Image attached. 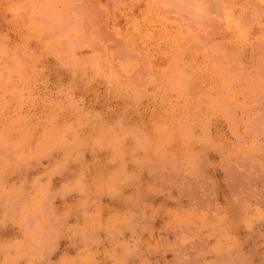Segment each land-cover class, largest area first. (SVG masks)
<instances>
[{"label":"clouds","instance_id":"clouds-1","mask_svg":"<svg viewBox=\"0 0 264 264\" xmlns=\"http://www.w3.org/2000/svg\"><path fill=\"white\" fill-rule=\"evenodd\" d=\"M0 264H264V0H0Z\"/></svg>","mask_w":264,"mask_h":264}]
</instances>
